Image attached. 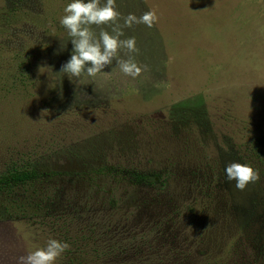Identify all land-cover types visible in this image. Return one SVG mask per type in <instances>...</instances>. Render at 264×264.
Segmentation results:
<instances>
[{
	"label": "rangeland",
	"instance_id": "1",
	"mask_svg": "<svg viewBox=\"0 0 264 264\" xmlns=\"http://www.w3.org/2000/svg\"><path fill=\"white\" fill-rule=\"evenodd\" d=\"M71 2L0 0L8 36L2 44L0 33V175L37 141V151L46 150L51 135L88 140L82 147L96 162L162 177L156 184L123 173L99 177L100 192L60 179L97 204L69 234L78 244L91 235L112 246L116 259L103 264H264V164L247 150L254 136L264 137V0H116L122 16L153 9L158 16L152 28L124 29L135 37L136 62L149 69L135 79L115 61L96 77L59 73L72 51L59 24ZM34 43L45 50L44 64L30 73L36 83L15 85V55ZM119 55L126 59V50ZM184 102L205 113L182 112ZM228 162L251 165L260 179L237 190L225 179ZM24 194L31 204V188L0 193V264H17L49 238L65 242L43 224L48 212L18 209ZM65 252L54 264H72Z\"/></svg>",
	"mask_w": 264,
	"mask_h": 264
},
{
	"label": "trees",
	"instance_id": "2",
	"mask_svg": "<svg viewBox=\"0 0 264 264\" xmlns=\"http://www.w3.org/2000/svg\"><path fill=\"white\" fill-rule=\"evenodd\" d=\"M3 18L7 19L6 17ZM6 32V24L1 23L0 33L4 35L2 44L8 41ZM44 52L45 50L35 43L34 48L28 49V52L17 51L15 55L17 61L16 68L12 75L18 81L15 85L20 84L27 87L28 85L33 86L36 83L37 78L34 77L33 73L32 75L30 73L44 64V59H42ZM12 83L14 84V79ZM68 100L71 101L72 98H68ZM196 103L198 102L196 101ZM182 107V112L183 110H188L185 107L190 108L188 113H192L193 109L194 114H196L195 116H203L205 113L204 106L184 102ZM60 109L64 110L65 108L64 106H60ZM185 113L186 111H184ZM45 141L49 143H47L48 147L42 153L37 151L40 150L39 147L41 145L37 141L34 147H32V151L27 153L26 158H21V162H12L9 167H6L5 172L0 175V193L11 196L21 188H25L26 191L30 190V188L33 189L34 201L30 204V197L24 194L26 202H22L18 206V209L20 210L21 208L20 211L25 212V206L27 205V207L30 206L29 208L33 210L35 215H38L39 212L40 214L48 212L47 217L42 215L41 220L50 229L65 234L62 235L60 233L61 238L71 246L65 253L72 264H75V260L79 264H103L104 260L107 262L106 259L109 256H112L115 260L116 256L111 254L112 246L105 243L97 244V241L91 235H82L81 243L78 244L79 240L76 238L77 236L69 234L71 231L70 227H73L74 223L78 224V221L82 220L83 215L92 211V208L97 204L89 202L91 199V195L89 196V194L82 195L78 199V191L74 187H72L74 190H67L68 184L60 183V179L70 181L73 177V180L79 184L82 181V186L86 188L87 192H91L92 189H97L100 192L99 177L123 173L122 175L124 176L129 175L132 181L144 184L159 183L162 181V177L158 172L142 173L134 171L133 168L130 170L124 168L117 170L115 166L105 164L104 162H96L91 149L87 148V146L82 147V145L88 143V140H84L81 143H68L64 137L63 139H59L51 135ZM248 144H250L249 148H246L248 156L250 154L261 164H264V137L259 139L257 136H254ZM243 145L246 144L240 145L235 152L238 153L240 147ZM31 153H34V160L29 157ZM91 159H95V163H91ZM16 199L13 198L12 207H17L13 205L16 204ZM43 202L44 205H42ZM62 211L65 212L61 213ZM93 222L92 219L87 221V227L92 232L93 228L97 226ZM97 236L101 237V235ZM260 256L263 258L262 253Z\"/></svg>",
	"mask_w": 264,
	"mask_h": 264
},
{
	"label": "clouds",
	"instance_id": "3",
	"mask_svg": "<svg viewBox=\"0 0 264 264\" xmlns=\"http://www.w3.org/2000/svg\"><path fill=\"white\" fill-rule=\"evenodd\" d=\"M157 21L154 9L139 17L134 13L122 16L117 10L116 0H104L103 3L101 0H72L65 6L64 15L59 19V24L67 31L72 44L70 59L61 65L59 73L67 74L69 79L80 78L82 75L96 77L115 61L125 76L137 78L149 69L147 65L140 66L136 62L132 55L139 53L135 37H125L124 29L134 24L152 28ZM93 25L99 28L98 34L93 30ZM122 50H126V59L119 55ZM224 172L226 181L234 182V187L239 191L260 179L258 170L239 162H228ZM69 248L67 242L49 238L44 247L18 257L17 264H54Z\"/></svg>",
	"mask_w": 264,
	"mask_h": 264
}]
</instances>
